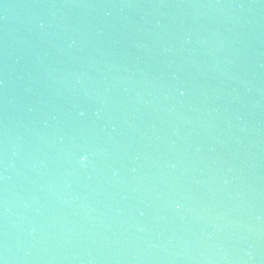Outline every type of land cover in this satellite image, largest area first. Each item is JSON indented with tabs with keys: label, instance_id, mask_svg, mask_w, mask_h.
<instances>
[{
	"label": "water",
	"instance_id": "water-1",
	"mask_svg": "<svg viewBox=\"0 0 264 264\" xmlns=\"http://www.w3.org/2000/svg\"><path fill=\"white\" fill-rule=\"evenodd\" d=\"M0 264H264V0H0Z\"/></svg>",
	"mask_w": 264,
	"mask_h": 264
},
{
	"label": "clouds",
	"instance_id": "clouds-1",
	"mask_svg": "<svg viewBox=\"0 0 264 264\" xmlns=\"http://www.w3.org/2000/svg\"><path fill=\"white\" fill-rule=\"evenodd\" d=\"M84 159V157H81V160H83Z\"/></svg>",
	"mask_w": 264,
	"mask_h": 264
}]
</instances>
